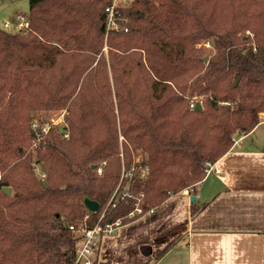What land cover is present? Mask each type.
Masks as SVG:
<instances>
[{
	"label": "trees",
	"instance_id": "obj_1",
	"mask_svg": "<svg viewBox=\"0 0 264 264\" xmlns=\"http://www.w3.org/2000/svg\"><path fill=\"white\" fill-rule=\"evenodd\" d=\"M112 2L28 0L29 29L0 30V264H73L69 226L142 217L108 204L123 169L145 213L264 120V0H133L116 29ZM54 111L63 126L42 134Z\"/></svg>",
	"mask_w": 264,
	"mask_h": 264
},
{
	"label": "crops",
	"instance_id": "obj_2",
	"mask_svg": "<svg viewBox=\"0 0 264 264\" xmlns=\"http://www.w3.org/2000/svg\"><path fill=\"white\" fill-rule=\"evenodd\" d=\"M264 120L236 135L230 152L193 189L106 236L108 264H264ZM199 210L191 215V199Z\"/></svg>",
	"mask_w": 264,
	"mask_h": 264
},
{
	"label": "built area",
	"instance_id": "obj_3",
	"mask_svg": "<svg viewBox=\"0 0 264 264\" xmlns=\"http://www.w3.org/2000/svg\"><path fill=\"white\" fill-rule=\"evenodd\" d=\"M133 0H113L111 6L105 8L106 14H107V26L108 28L116 29L115 24V16L117 13V7H126L131 4ZM4 27L7 29V31L15 32V33H21L24 31H27L28 28V21L25 17L19 16L15 19H12L10 23H4ZM207 47H209L208 44H206ZM196 101H191L190 108L194 109L196 108L197 104ZM34 127H37V124L33 125ZM44 130V128H42ZM97 174L101 175L102 170L100 168H97ZM133 178V173L131 171H125L123 169L119 186L115 190V192L112 194L111 198L109 199V206L111 208H115L117 203L121 201H126L127 199H131L134 201V208L132 211H130L127 214V217L130 219L135 218L137 215H145L147 213L152 212V209L148 210L147 212L143 213L142 207H141V198L143 196L142 193L135 196L128 188H125L123 191L119 192L118 189L120 187V182L123 179H127L128 181H131ZM87 219V216L85 219L81 222L73 224V226H69V230L76 234L77 236V242H76V252H75V258L73 264H91V262L97 257L99 252V246L101 244V241L106 236L114 235L118 229L123 226L122 218H117L115 220L107 219L106 217V211H102V213L99 215V219L97 222L93 225L88 227L85 223Z\"/></svg>",
	"mask_w": 264,
	"mask_h": 264
},
{
	"label": "rangeland",
	"instance_id": "obj_4",
	"mask_svg": "<svg viewBox=\"0 0 264 264\" xmlns=\"http://www.w3.org/2000/svg\"><path fill=\"white\" fill-rule=\"evenodd\" d=\"M28 15V0H0V30L7 31L4 27V23H10L12 19H15L19 16L26 17ZM206 48H208L205 45ZM63 114L64 111H54V112H39L37 114V119H41L44 121V125L42 128L44 130L41 131L42 134H47L50 128H61L63 126ZM143 156L138 154L136 156V160H141ZM35 171L37 175L40 177L42 174L39 166H36Z\"/></svg>",
	"mask_w": 264,
	"mask_h": 264
},
{
	"label": "water",
	"instance_id": "obj_5",
	"mask_svg": "<svg viewBox=\"0 0 264 264\" xmlns=\"http://www.w3.org/2000/svg\"><path fill=\"white\" fill-rule=\"evenodd\" d=\"M203 61H204V63L206 64L207 63V61H208V57H205L204 59H203ZM237 78L235 79V81H234V83L235 84H237ZM201 108V106L198 104V106H196V109L198 110V109H200ZM59 132L60 133H62V129H60L59 130ZM45 186V185H44ZM3 192L7 195V196H9V194H10V192H11V190H10V188L8 189V188H5V189H3ZM191 199V202H193L194 201V199L193 198H190ZM84 202H85V206H86V208L88 209V211H92V212H96L97 210H98V204L96 203V202H93V201H88V200H84Z\"/></svg>",
	"mask_w": 264,
	"mask_h": 264
}]
</instances>
